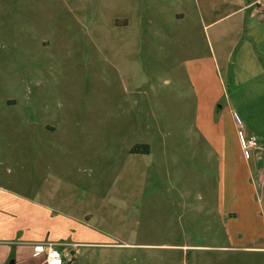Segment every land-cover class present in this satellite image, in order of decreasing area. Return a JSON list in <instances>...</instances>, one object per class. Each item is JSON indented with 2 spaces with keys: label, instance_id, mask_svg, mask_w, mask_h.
<instances>
[{
  "label": "rangeland",
  "instance_id": "obj_1",
  "mask_svg": "<svg viewBox=\"0 0 264 264\" xmlns=\"http://www.w3.org/2000/svg\"><path fill=\"white\" fill-rule=\"evenodd\" d=\"M150 1L0 0V182L42 199L47 190L106 229L132 225L138 244H175L137 246L128 264L168 254L170 264H264V211L219 191L245 158L231 124L243 110L205 94L219 78L229 90L236 72L205 64L203 24L225 9L185 0L172 21L171 0ZM126 193L130 217L110 213Z\"/></svg>",
  "mask_w": 264,
  "mask_h": 264
},
{
  "label": "crops",
  "instance_id": "obj_2",
  "mask_svg": "<svg viewBox=\"0 0 264 264\" xmlns=\"http://www.w3.org/2000/svg\"><path fill=\"white\" fill-rule=\"evenodd\" d=\"M158 1L154 3L159 5ZM171 1L168 18L172 21L183 19L187 11L186 1ZM145 3V0H140L139 5L146 8L148 5ZM192 3L197 9L198 0H192ZM201 3L208 8L213 3L225 9L221 14L207 18L203 24L210 55L205 64L211 66L212 70L225 73L229 72L230 67L232 71L236 70L232 74L229 90L220 78L214 90L208 88L205 92L207 103L214 106L222 102L228 110L230 103L239 105L243 113L231 118L232 130L236 131L240 126L246 134L256 138L255 146L241 161L240 173L237 171V176L230 174L225 179L227 189L219 191L236 197L237 204L247 203L254 197L255 208L264 211V0H201ZM230 17L234 19L231 27L224 22ZM114 18L117 26L127 27L129 24L126 16L117 15ZM139 22L143 24L141 20ZM250 109L251 117L245 113ZM215 150L218 151V148ZM217 153L220 155L221 169L228 171L234 164L233 158L223 146ZM142 155L135 153L131 157ZM119 178L127 181L125 177ZM43 197L37 198L36 192L21 194L4 188L0 182L1 264H44V255L35 252L33 246L46 243H54L62 255L65 252L69 254V257H63L61 264L63 261L66 264H128L126 256L139 248L137 246L175 249L173 243L138 244L140 242L136 239L139 237L132 225H125L122 229H106L99 226L92 210L70 207L62 199L53 202V195L47 190ZM113 200L115 203L110 213L130 217L131 212L127 210L132 201L131 193ZM231 205H226L223 212L241 213ZM105 249L108 251L100 256L101 250ZM157 260L161 264H170L171 258L168 254L166 258L157 256Z\"/></svg>",
  "mask_w": 264,
  "mask_h": 264
},
{
  "label": "built area",
  "instance_id": "obj_3",
  "mask_svg": "<svg viewBox=\"0 0 264 264\" xmlns=\"http://www.w3.org/2000/svg\"><path fill=\"white\" fill-rule=\"evenodd\" d=\"M238 144L245 157L248 156V151L256 144V138L252 134H246L240 126L236 129ZM35 252H41L44 255V264H61L63 257H69L68 253H60L54 243H46L45 245L36 244L33 246Z\"/></svg>",
  "mask_w": 264,
  "mask_h": 264
},
{
  "label": "trees",
  "instance_id": "obj_4",
  "mask_svg": "<svg viewBox=\"0 0 264 264\" xmlns=\"http://www.w3.org/2000/svg\"><path fill=\"white\" fill-rule=\"evenodd\" d=\"M129 152H131V153H141V154H144V153L147 152V146L145 144H141L139 146L138 145H134L133 147H131V149L129 150Z\"/></svg>",
  "mask_w": 264,
  "mask_h": 264
}]
</instances>
